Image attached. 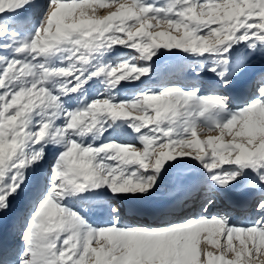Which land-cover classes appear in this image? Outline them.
I'll use <instances>...</instances> for the list:
<instances>
[{
	"label": "snow or ice",
	"instance_id": "1",
	"mask_svg": "<svg viewBox=\"0 0 264 264\" xmlns=\"http://www.w3.org/2000/svg\"><path fill=\"white\" fill-rule=\"evenodd\" d=\"M257 59L264 0H0V264H264Z\"/></svg>",
	"mask_w": 264,
	"mask_h": 264
},
{
	"label": "rangeland",
	"instance_id": "2",
	"mask_svg": "<svg viewBox=\"0 0 264 264\" xmlns=\"http://www.w3.org/2000/svg\"><path fill=\"white\" fill-rule=\"evenodd\" d=\"M108 10H110V9L97 8V15L106 14V12ZM177 35H179V33H177ZM254 64H255V70H259L260 68H264V64H262L259 59H257L254 62ZM244 98H246V96ZM240 102L241 101H239V100H234V103H240ZM136 115H139V113H136ZM198 133H199L200 139H204L207 135H217L218 134L216 131H208L205 128L198 129ZM137 146L138 147H142L140 145H137ZM185 150L187 151L188 149H185ZM155 151L159 152V151H161V149L156 148ZM177 172L195 173L196 169L192 168V167H187V168H184V169H175V170L171 171V175L173 177H175ZM193 182L194 183L196 182L195 177L192 178V183ZM236 194H237V192H235V193L233 192V194H231V195L229 194L228 195V196H234V198L231 199L230 203H234V201L236 199L237 200L240 199V196L236 197ZM172 195H174V179H169V180H166L165 183L161 185V188H160L159 192H157L152 198H150V199H152L154 201H151V200H149V201L151 203L154 202L155 204H151L150 202H148L147 205L149 207L156 206V205L162 203L163 201H165L166 199L170 198ZM221 199H219V201ZM155 200H157V201H155ZM139 202L141 204V207H144L143 206V202L142 201H139ZM220 202H219V206H221L222 209H220L221 207L217 206L216 208L212 209L213 213H215V212H229L231 214L232 218L238 223L245 220V218L247 216L245 208L244 209L243 208L242 209H238V208L236 209L234 207H231V205L221 204ZM226 202H228V201H226ZM121 204L122 205L124 204V206H123L124 209L127 208V206H125V200L121 201ZM18 206H21V209H20V211H21L22 208H23V203L21 201H19V200L14 202V205H13L14 210L13 211H11V212H9V213H7L5 215L0 214V232H1L0 236L2 235V233H3L2 236H5L7 231H8L7 229H9L8 226L10 227V225H11L13 227L14 222L17 221V217L20 214V211L19 212L16 211ZM145 207H147V206H145ZM238 210H241V211H238ZM123 216H124V218H125V220L127 222H133V221L140 222V223H152L153 222V217H151L150 215H146V214L142 215V213L133 216V214L131 212H128V211L124 210ZM5 217H6V220H5ZM15 227H16V224H15L14 228L11 230V232L13 233L12 234L13 237L11 238V242L9 244L15 243L17 241V239H18V237L16 235L17 228L15 229Z\"/></svg>",
	"mask_w": 264,
	"mask_h": 264
},
{
	"label": "bare ground",
	"instance_id": "3",
	"mask_svg": "<svg viewBox=\"0 0 264 264\" xmlns=\"http://www.w3.org/2000/svg\"><path fill=\"white\" fill-rule=\"evenodd\" d=\"M191 182H192V181H191ZM193 183H194V182H193ZM234 193H235V192H234ZM231 194H233V193H230V195H231ZM228 195H229V194H228ZM228 195H226V196H228ZM226 196H225V197H226ZM237 196H240V199L244 198V196L240 195L238 192H237V194H236V197H237ZM226 199H227V198H226ZM149 200L154 201V200H152V199H149ZM149 200L142 201V202H143V206L147 205V203L150 202ZM236 200H237V199H236ZM155 201H157V200H155ZM158 202H159V201H158ZM219 202H220V201L218 200V201H217V206H218V207H221V206H219ZM150 203H151V202H150ZM151 204H155V203L153 202V203H151ZM220 205H221V204H220ZM18 207H19V208H18ZM18 207H17L16 211L19 212L20 209H21V206H18ZM147 207H149V206H147ZM220 209H222V207H221ZM243 209H244V208H243ZM238 211H241V210H238ZM20 212H21V211H20ZM16 213H17V212H16ZM94 219L98 220L99 218H94ZM5 220H6V217H5ZM16 222H17V221L14 222L13 227H12L11 225H10V227L8 226L9 229H7L8 231H7L6 235H5V236H2V235H3V233H2V235H1V236H2L1 239L6 238L7 241H8V243L11 242V238L13 237V235H12L13 233L11 232V230L14 228ZM6 223H7V222H6ZM6 223H5V224H6ZM11 227H12V228H11ZM15 229H16V227H15ZM0 234H1V232H0ZM13 240H14V239H13Z\"/></svg>",
	"mask_w": 264,
	"mask_h": 264
}]
</instances>
